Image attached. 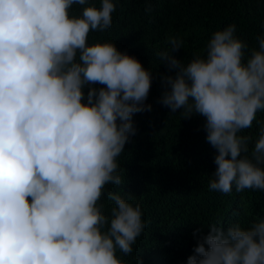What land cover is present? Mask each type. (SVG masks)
<instances>
[{
  "label": "clouds",
  "instance_id": "9594fccd",
  "mask_svg": "<svg viewBox=\"0 0 264 264\" xmlns=\"http://www.w3.org/2000/svg\"><path fill=\"white\" fill-rule=\"evenodd\" d=\"M74 4L88 0H0V264H125L117 251L131 254L146 227L139 203L109 191L106 214L100 201L123 183L117 157L136 134L133 115L151 111L153 76L114 42L87 43L111 28L113 0L80 16ZM235 32H214L187 65L159 54L178 69L160 103L205 118L217 152L209 189L225 194L264 191V126L251 158L240 134L264 111V37L249 49ZM169 44L174 53L182 41ZM193 252L187 264H264V220L212 225Z\"/></svg>",
  "mask_w": 264,
  "mask_h": 264
},
{
  "label": "trees",
  "instance_id": "16d2710c",
  "mask_svg": "<svg viewBox=\"0 0 264 264\" xmlns=\"http://www.w3.org/2000/svg\"><path fill=\"white\" fill-rule=\"evenodd\" d=\"M111 28L90 31L87 43L114 42L118 51L135 57L152 73L153 80L146 105L151 111L132 117L136 134L130 136L124 152L117 157L121 185L108 184L100 203L105 213L115 206L107 192L121 195L142 207L146 227L133 244L131 254L119 250L125 264H187L198 240L215 225L224 231L235 224L248 229L264 220V191L235 187L228 194L209 189L216 171V150L207 142L206 120L199 114L186 118L183 110L172 113L160 100L167 90L164 78H175L160 59L169 52L187 65L195 55H206L212 34L229 25L235 35L259 50L264 37V0H113ZM101 0L74 4L71 15L80 16L85 7H100ZM182 41L181 49L171 53L169 38ZM247 59V53L246 57ZM97 89L103 85L86 86ZM87 103L86 99L83 101ZM264 126V111L256 114L252 126L240 134L250 137L251 158L259 129ZM30 199V198H29ZM200 229V232H196ZM196 233V235H194Z\"/></svg>",
  "mask_w": 264,
  "mask_h": 264
}]
</instances>
